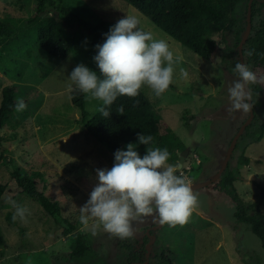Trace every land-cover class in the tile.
I'll return each instance as SVG.
<instances>
[{
  "label": "rangeland",
  "instance_id": "obj_1",
  "mask_svg": "<svg viewBox=\"0 0 264 264\" xmlns=\"http://www.w3.org/2000/svg\"><path fill=\"white\" fill-rule=\"evenodd\" d=\"M36 5V0H0V19H7L18 29L17 34L0 48V103L2 86L10 83L16 85V97L28 101L27 108L22 112L14 111L0 131L7 148L6 158L0 159V183L11 180L10 157L29 169L45 171L50 178L46 193L61 202L64 217L78 223L82 232L92 235L99 255L112 254L113 259L118 237L102 227L95 235L90 228H85L80 223V207L98 183L96 169H110L114 153L83 129L79 121L81 110L73 105L69 90L71 71L78 64L83 63L91 69L95 63L96 44L87 30L67 24L66 32L74 36V49L65 59H56L40 47L38 32L41 26L57 18V13H44L34 23L23 25L36 13ZM66 5L95 24L101 19L118 21L126 15H135L140 19V27L152 32L155 38L166 39L174 55L183 57L181 63L174 66V88H168L158 98L147 85L141 88L172 126L173 132L168 137L177 156L183 148L189 149L188 160L192 167L189 179L196 183L212 177L225 158L233 136L249 116V112L244 113L234 121L228 111V89L237 77L221 62L225 45L221 31L214 33L216 50L208 60L183 47L127 0H66ZM180 68L188 72L186 79L181 78ZM255 72L264 76V67ZM261 84L264 91V83ZM101 103L91 100L86 107L94 113ZM186 110L194 115L188 124L182 118ZM220 149L223 150L220 161L207 171ZM247 154L252 160L241 166L244 179L236 180L235 185L246 200L255 201L260 188L253 180L264 185V138L251 144ZM168 162L177 164L178 159ZM233 164H237V157ZM10 189L16 193L14 188ZM218 189L217 183L195 189L199 193V205L190 221L175 227L162 224L155 230L157 238L171 250L175 264H264L261 239L250 224L237 221L235 202ZM17 205L27 207L31 214H26L24 221L17 218V224H13L7 216L13 215ZM0 229L3 235L0 264H27L29 260L31 264H82L71 259L72 236L64 235L63 225L55 223L26 193L2 200Z\"/></svg>",
  "mask_w": 264,
  "mask_h": 264
},
{
  "label": "trees",
  "instance_id": "obj_2",
  "mask_svg": "<svg viewBox=\"0 0 264 264\" xmlns=\"http://www.w3.org/2000/svg\"><path fill=\"white\" fill-rule=\"evenodd\" d=\"M17 1L20 2L21 0ZM36 1V13L27 18L23 25L34 23L44 13L56 12L57 18H52L39 28L38 42L42 49L59 60L65 59L74 49L72 43L74 36L66 32L65 27L67 24L76 25L81 31L87 30L93 36L95 44H102L106 39L104 34L109 32L110 27L117 22L101 19L95 24L91 20L82 18L75 10L68 7L66 0ZM127 1L155 25L180 42L183 47L204 59H211L216 50L214 33L220 30L225 42L222 48L221 62L228 65L234 73L233 69L237 60L241 61L239 43L247 25L249 0ZM20 7H22V3ZM17 32L18 29L13 28L10 21L0 19V48ZM82 34L81 32L79 35ZM253 48L257 54L248 56V50ZM97 51L96 49L95 55ZM243 52L246 63L254 72L257 68L264 67V59L258 55V53H264V0H253L252 30L244 44ZM91 70L99 72L96 62L91 66ZM234 75L236 76L235 73ZM174 86L173 82L169 88H174ZM249 87L252 90L254 118L239 137L233 155L221 174L217 185L221 191L228 194L235 202L237 221L250 224L264 247V185L258 180H253V183L260 188L259 197L255 201L246 200L235 185L236 180L244 179L240 171L241 166L250 163L252 160L247 154L248 147L264 138L263 85L256 83L250 84ZM16 95L15 84L10 83L2 86L0 131L15 111ZM153 95L158 98L154 93ZM71 97L73 105L81 110L79 121L82 123L83 129L96 141L105 144L113 153L117 149L127 150L126 146L132 143L135 145V150L142 155L146 154L147 147H160L169 150V160L175 158L174 148L168 138V134L173 132V128L142 88L139 90L137 97L118 96L108 109L110 111L109 117H103L98 111L92 113L86 107L89 101L86 99V94L78 90L71 91ZM24 101L27 105L28 101ZM121 105L124 107V114L117 112ZM182 118L188 124V120L194 118V115L186 110L182 114ZM138 133L154 136L155 143L149 145L139 143ZM6 151L7 148L3 144V137L0 132V159L6 158L4 156ZM235 157H237V164H233ZM9 159L12 163L11 180L8 183H0V203L6 197L15 199L20 193H26L36 200L55 223L63 225L64 235L72 236L70 256L74 262L82 264H131L141 262L144 264L147 259V243L151 240L146 231L141 239L134 234L130 238H118L113 259L111 258L112 254L99 255L92 235L89 232L79 230L78 223L66 219L63 215L61 202L46 193L50 181L48 174L45 171L22 166L14 157ZM188 162L189 160L186 161L185 165ZM222 162L223 160L211 176L215 175ZM10 188H14L16 193H12L13 191ZM12 216L9 213L7 217L13 224H17V221L12 220ZM20 231L24 232V229L20 227ZM150 232L157 236L155 230ZM2 242L3 235L0 229V244ZM170 253L171 250L159 238H156L152 244L149 264H175Z\"/></svg>",
  "mask_w": 264,
  "mask_h": 264
},
{
  "label": "clouds",
  "instance_id": "obj_3",
  "mask_svg": "<svg viewBox=\"0 0 264 264\" xmlns=\"http://www.w3.org/2000/svg\"><path fill=\"white\" fill-rule=\"evenodd\" d=\"M140 23L137 16L126 15L104 34L106 39L95 45L98 51L93 57L99 72L81 63L70 73L69 90L86 94L89 101H101L96 111L103 117H109L108 109L118 96L137 97L142 86L147 85L155 96H161L173 83L174 66L183 60L181 55H174L166 39L155 38ZM254 54H257L254 48L247 52L248 56ZM258 55L264 59V53ZM233 71L237 78L228 89V111L248 113L254 107L249 85L264 83V76H258L247 63L239 60ZM180 76L186 79L188 72L180 68ZM14 108L22 112L27 105L18 97ZM117 112L124 114L123 105ZM137 136L141 144L155 143L152 135L138 133ZM126 147L127 150L115 151L110 169H96L98 183L80 207V223L94 235L102 227L120 239L130 238L132 222L144 216L155 214L161 224L171 227L188 223L199 205V193L193 190L192 181L180 165L168 162L169 150L147 147L141 157L134 144ZM26 214L30 215V210L17 205L12 220L24 221Z\"/></svg>",
  "mask_w": 264,
  "mask_h": 264
},
{
  "label": "water",
  "instance_id": "obj_4",
  "mask_svg": "<svg viewBox=\"0 0 264 264\" xmlns=\"http://www.w3.org/2000/svg\"><path fill=\"white\" fill-rule=\"evenodd\" d=\"M252 4H253V0H249V2H248V11H247V25H246L245 32H244V34L242 36V39H241V41L239 43L240 59H241V62H244V63H246V61H245V58H244L243 47H244V44H245L246 40L250 36L251 30H252ZM253 118H254V110L252 108L248 118L241 124V126L238 129V131L233 136V138L231 140V143H230V145L228 147V150L226 152L225 158L223 159L222 165L217 170L215 175L210 177V178H207V179H205L203 181H199V182L193 183L192 184L193 190L199 189V188H202V187H206V186H210V185H213V184L219 182L221 174L226 169V167H227V165L229 163V160H230V158H231V156H232V154H233V152L235 150V147H236V144H237V141H238L239 137L241 136L243 131L246 129V127L252 122ZM188 153H189V149H185V150H183V152L180 155L178 164L180 165L181 168L185 164V161H186V158L188 156ZM161 226H162V224L159 222V218H158L156 224L150 226L147 229V233L151 237V240L147 243V254H146L147 259H146V261H144V264H149V257H150V254H151L152 244L155 242V240L157 238L156 235L151 233L150 231L151 230H156V229H158ZM131 264H142V263L141 262H133Z\"/></svg>",
  "mask_w": 264,
  "mask_h": 264
},
{
  "label": "crops",
  "instance_id": "obj_5",
  "mask_svg": "<svg viewBox=\"0 0 264 264\" xmlns=\"http://www.w3.org/2000/svg\"><path fill=\"white\" fill-rule=\"evenodd\" d=\"M223 111H225L226 113H227V111L226 110H223ZM243 114L244 113H242V112H240V111H237V112H235V113H232V117L234 118V121H238L241 117H243ZM163 115V114H162ZM164 117V116H163ZM166 120V119H165ZM167 121V120H166ZM168 122V121H167ZM234 127H235V125H237V124H232ZM36 127H38V124H36ZM39 128V127H38ZM169 138V137H168ZM175 148V147H174ZM182 150H184V148L182 149ZM223 150H217L216 151V154H215V157L214 158H216V160L214 161H212L211 163H209L210 165L208 166V169H207V171L208 170H211L212 169V167H213V164L214 163H218V160L220 161V159H219V156H221L220 154H221V152H222ZM190 152V151H189ZM190 154V153H189ZM188 157H189V155L187 156V158H186V161L188 160ZM222 157V156H221ZM175 158H177L178 159V161H179V158H180V156H177V154H176V152H175ZM190 158V157H189ZM174 159V158H173ZM169 161H171V160H169ZM186 161H185V163H186ZM198 163H201L202 162V160L198 157ZM190 163V159H189V162L187 163V164H189ZM205 177H207V176H205ZM208 178V177H207ZM203 181V180H202ZM196 182H199V181H196ZM192 183H195V181H193ZM211 186V185H210ZM218 190H220V189H218ZM157 220H158V216H156L155 214H153V215H150V216H144V217H141V218H139V219H136V220H134L133 222H132V229L134 230L133 231V234L137 237V238H139V239H141L142 237H143V235H144V233H145V229H148L150 226H152L153 224H155L156 222H157ZM148 225V227L147 228H145V226H147Z\"/></svg>",
  "mask_w": 264,
  "mask_h": 264
},
{
  "label": "built area",
  "instance_id": "obj_6",
  "mask_svg": "<svg viewBox=\"0 0 264 264\" xmlns=\"http://www.w3.org/2000/svg\"><path fill=\"white\" fill-rule=\"evenodd\" d=\"M184 165H185V164H184ZM184 165H183V167H182L181 169H182L184 175L188 177V173H189V171L192 170V167H191V164H190V163L187 164V165H185V166H184ZM188 178H189V177H188Z\"/></svg>",
  "mask_w": 264,
  "mask_h": 264
},
{
  "label": "flooded vegetation",
  "instance_id": "obj_7",
  "mask_svg": "<svg viewBox=\"0 0 264 264\" xmlns=\"http://www.w3.org/2000/svg\"><path fill=\"white\" fill-rule=\"evenodd\" d=\"M147 232V230H145ZM157 237V236H156Z\"/></svg>",
  "mask_w": 264,
  "mask_h": 264
}]
</instances>
